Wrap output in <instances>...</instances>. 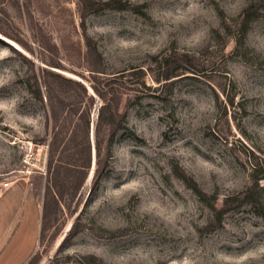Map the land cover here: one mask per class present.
I'll use <instances>...</instances> for the list:
<instances>
[{
    "label": "rangeland",
    "instance_id": "rangeland-1",
    "mask_svg": "<svg viewBox=\"0 0 264 264\" xmlns=\"http://www.w3.org/2000/svg\"><path fill=\"white\" fill-rule=\"evenodd\" d=\"M55 73L94 96L96 81L123 82L125 123L97 185L102 101L47 93ZM83 107L92 155L79 186L47 158L67 127L62 157L84 161ZM14 186L38 221L15 264H264V0H0L1 205ZM20 217H0L10 237Z\"/></svg>",
    "mask_w": 264,
    "mask_h": 264
},
{
    "label": "trees",
    "instance_id": "trees-1",
    "mask_svg": "<svg viewBox=\"0 0 264 264\" xmlns=\"http://www.w3.org/2000/svg\"><path fill=\"white\" fill-rule=\"evenodd\" d=\"M89 70L93 72H101L98 70V68H90ZM54 75L58 79L55 83V86L53 87L49 83H47L46 80L40 81V84H43L47 93L53 90V88H58V90L63 92L64 96L66 95V93H71L72 95L83 96L87 99L94 100L95 98H97L102 101L100 107L98 108L94 124V184L97 185L102 174L104 173V170L108 163V159L111 157V147L113 144L115 132L116 130L122 128L125 123V112L120 111L119 107L123 94V82L115 83V85V81H112L111 77H114L116 75L109 77V79L99 81V83L96 81L94 85L91 84V89L95 93L94 96L93 94L91 95V93L88 91V88L82 82L65 77L60 73H55ZM36 96L41 100V90L39 86L36 88ZM49 100L52 101L50 96ZM78 108L79 107L70 109L71 114H75L78 111ZM90 113L91 107H83V109L79 113V119H82L84 122L83 126L81 127L83 133L78 134L77 131V133L75 134V136L77 137L76 144L80 145L79 148H83L84 150V161L82 163H76L75 160H64L62 157L63 153H69L68 150H70V148L68 149L67 146L70 143V137L73 136L74 132L71 136V134L67 131V127H64V133H62L61 129V132H59L58 130L53 131V136L51 137L48 145L47 158V172L53 175V177H58L62 169H64V171H67L74 168L75 172L82 175L80 177V183L78 185L80 186L84 181L86 173L91 166L92 155L89 139ZM56 154H58V156ZM214 210H216L217 216L220 220L221 215L224 213L223 209L214 208ZM257 212H259L260 214L261 211L257 209Z\"/></svg>",
    "mask_w": 264,
    "mask_h": 264
},
{
    "label": "crops",
    "instance_id": "crops-1",
    "mask_svg": "<svg viewBox=\"0 0 264 264\" xmlns=\"http://www.w3.org/2000/svg\"><path fill=\"white\" fill-rule=\"evenodd\" d=\"M7 202L4 205L0 204V217L7 218L12 215L16 218L19 214L21 217L19 219L17 228L10 237V232L13 230L11 227L13 224H3L0 226V236L3 238L2 241V251L3 249H8L0 259H7L3 264H15L18 261L24 260V258L29 253L32 248L37 232L38 221L37 217V207L35 206L34 200L31 197H27L23 209L19 213V204L24 198V189L20 190L17 186L12 187V189L5 193ZM5 198V197H3ZM19 213V214H18ZM0 237V238H1ZM4 246V248H3ZM9 257V259H8Z\"/></svg>",
    "mask_w": 264,
    "mask_h": 264
},
{
    "label": "built area",
    "instance_id": "built-area-1",
    "mask_svg": "<svg viewBox=\"0 0 264 264\" xmlns=\"http://www.w3.org/2000/svg\"><path fill=\"white\" fill-rule=\"evenodd\" d=\"M8 184H9V182L5 181V182L3 183V186H8Z\"/></svg>",
    "mask_w": 264,
    "mask_h": 264
}]
</instances>
